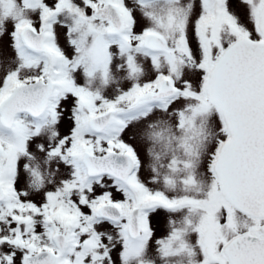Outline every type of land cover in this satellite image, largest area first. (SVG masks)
Listing matches in <instances>:
<instances>
[{"label": "snow or ice", "instance_id": "1", "mask_svg": "<svg viewBox=\"0 0 264 264\" xmlns=\"http://www.w3.org/2000/svg\"><path fill=\"white\" fill-rule=\"evenodd\" d=\"M0 264H264V0H0Z\"/></svg>", "mask_w": 264, "mask_h": 264}]
</instances>
